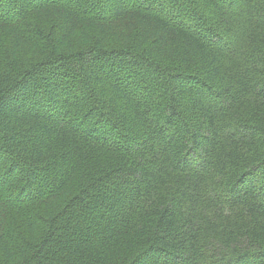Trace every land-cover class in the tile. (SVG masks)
I'll use <instances>...</instances> for the list:
<instances>
[{"label": "trees", "instance_id": "1", "mask_svg": "<svg viewBox=\"0 0 264 264\" xmlns=\"http://www.w3.org/2000/svg\"><path fill=\"white\" fill-rule=\"evenodd\" d=\"M0 264H264V0H0Z\"/></svg>", "mask_w": 264, "mask_h": 264}]
</instances>
